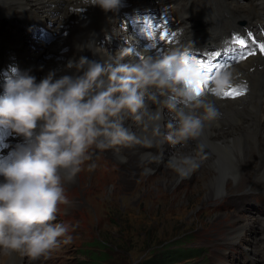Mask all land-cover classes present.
<instances>
[{"label":"clouds","instance_id":"clouds-1","mask_svg":"<svg viewBox=\"0 0 264 264\" xmlns=\"http://www.w3.org/2000/svg\"><path fill=\"white\" fill-rule=\"evenodd\" d=\"M84 2L105 13L122 7V0ZM193 50L189 41L153 56L130 45L105 60H69L72 75L57 78L51 70L39 82L29 71L9 68L0 129L24 142L0 159V253L38 261L71 242L69 227L53 222L59 206L69 203L65 183L74 182L92 150L186 147L199 140L206 124L220 116L208 95L222 98L236 85L230 67L209 73ZM203 151L198 144L194 155L182 157L184 166L172 165L181 178L199 167Z\"/></svg>","mask_w":264,"mask_h":264},{"label":"rangeland","instance_id":"rangeland-1","mask_svg":"<svg viewBox=\"0 0 264 264\" xmlns=\"http://www.w3.org/2000/svg\"><path fill=\"white\" fill-rule=\"evenodd\" d=\"M59 14V11L51 13L52 16ZM48 22L44 25L45 28ZM53 25L57 26V22ZM21 27L32 34L36 33L26 23H20L10 16L0 19V29L4 30L7 35L15 33ZM48 29L53 32V38L43 44L44 50L36 57V61L40 65H46L50 57L47 50L51 45H54L55 40L58 39L63 43L69 37L68 30V32H62V29H66V27H59L62 33H55L50 26ZM38 37L40 39V34ZM113 42L120 50L126 48L124 45L128 43L122 39ZM68 50L69 47L66 46L63 51ZM164 116H166L164 119L166 123L169 118L167 111ZM130 128L138 135L140 134V129L135 124ZM116 150H119L130 163L119 162L116 159V154L112 152L95 149L92 150V159L85 162L74 182H66L64 185L69 203L61 205L59 208L62 215L69 216L73 211L84 208L87 210L84 220L80 221L74 229L73 248L67 247L72 251L70 262L66 263L65 252L68 253L66 255H69L67 248H61L54 250L49 255L50 257L41 258L38 261H30L25 257L22 259V264H74V262L82 264L78 258L81 256L75 254L79 238H83L86 245L88 242L90 243V250L96 249L95 242H98L107 255L105 258L107 264H139L143 259L147 262H157L161 257L149 256L151 247L147 248V246L160 242L157 245L160 252L172 250L180 245H188L190 248L203 247L207 256L205 264H220L218 256L213 252L216 248H222L218 244L219 240L228 239L233 246H238L247 243L248 236H255V231L259 235L263 232L262 228L256 230V221L250 217L254 213L246 203L247 199L256 198V201L259 199L252 193L255 189H259L249 187L253 180L247 179L242 185L233 187L234 189L230 188L227 194L211 201L204 197L205 175H202L203 170L200 167L180 180V184L173 191L163 186L165 178H171L173 173H176L172 167V164L179 162L176 158H179L180 154L186 155L187 153L184 148H181V145L172 146L166 143L160 156L153 158L150 163V169H154L152 172H149L148 168L130 167L137 166L139 163L137 157L130 155L132 152L129 151L134 150L133 147L117 148ZM137 150L139 151V149ZM150 150L154 149H142L143 152ZM263 150L264 146L262 145L257 154ZM252 158L255 160L257 156L252 154ZM91 164H95V168L89 170ZM99 167H102V172L107 174L109 181L115 180V183L110 184L101 192L94 188L95 182L93 181ZM248 189L251 193H243L246 198L237 196L226 199L228 195H237ZM203 199L205 202H202ZM215 204L216 209H214ZM247 209L250 210V215ZM256 216L260 218V215ZM78 218H80L78 214L71 217L68 227L70 228ZM53 223L60 222L56 219ZM239 229H243L242 238L237 242H232L234 233L237 234ZM63 239L62 237L61 241ZM64 245L61 242V246ZM260 248L264 247L260 246ZM219 252L228 253V251ZM261 256L256 255L253 258L259 259ZM234 258V264H252L246 261L244 253L241 257L234 255ZM7 260L8 256L0 253V264H11ZM227 261H230L229 254ZM12 264H19V261H13ZM254 264H262V261H256Z\"/></svg>","mask_w":264,"mask_h":264},{"label":"bare ground","instance_id":"bare-ground-1","mask_svg":"<svg viewBox=\"0 0 264 264\" xmlns=\"http://www.w3.org/2000/svg\"><path fill=\"white\" fill-rule=\"evenodd\" d=\"M0 7L20 23L24 24L28 18L33 17L39 20L43 25L37 21L38 24L43 27L49 21L46 28L48 29L50 23V27L55 33L62 30L63 33L69 31V37L65 42L62 43L57 39L54 41V45L49 47L47 52L50 57L46 65H40L36 61V57L44 50L42 42L38 39V34H32V32L29 34L26 46L31 48L33 58L31 66L37 67L35 69L37 82L45 78L51 70H56L57 78L62 75H72L74 70L69 71L66 69L69 60H78L80 56H87L90 60H105L109 56H117L121 51L113 41L98 45L90 39L83 47V53L79 55L82 40L89 30L97 28L100 22H103V24L113 22L112 12L105 13L99 7L88 6L84 0H0ZM53 11H59L60 14L52 16ZM56 22L57 26H54L53 24ZM60 26L66 27V29L59 30ZM118 39L125 41L124 36L120 33L117 34L115 40ZM130 45L138 48L137 44L130 43H126L124 47ZM66 46L69 47V50L64 52ZM15 56L17 55L15 54ZM127 60L128 58H125L124 62H127ZM236 72L237 70H233V74ZM2 85H4L3 80ZM208 99L219 110V118L210 124H206L199 140L190 141L186 147L181 146V148L187 151L186 155H194L197 145L203 146L202 155L205 158L200 159L198 156L197 160L199 167L203 170L202 175H205L203 186L206 191L204 197L212 201L227 194L230 188L233 189V187L242 185L247 179L253 181L264 180V150L257 154L263 144L259 137L264 134V99L252 94L232 101L220 100L212 96H208ZM164 119H166V116H164ZM126 124L131 127L133 122L128 120ZM165 144L162 147L153 146L154 150L148 152H143L142 149L148 150L149 148L139 145L134 146V150L129 152H132L130 155H134L139 159V163H137V166L130 167L136 169L148 168V171L152 172L154 169H150V163L153 158L160 156ZM105 151L116 154V159L119 162L130 163L119 150L108 149ZM136 151L138 152L136 153ZM252 154L257 156V159L253 160ZM183 156L185 155L180 154V157L176 158L179 162L175 165L184 166L182 164ZM182 179L177 172L173 173L171 178H165L163 186L173 191ZM232 183L234 185H231ZM202 202H205V199ZM234 234L232 242H237L243 236V229ZM257 249L264 256V248L259 247ZM7 256V262L11 264L13 261H19V264H22V259H24L18 254Z\"/></svg>","mask_w":264,"mask_h":264},{"label":"trees","instance_id":"trees-1","mask_svg":"<svg viewBox=\"0 0 264 264\" xmlns=\"http://www.w3.org/2000/svg\"><path fill=\"white\" fill-rule=\"evenodd\" d=\"M89 244L90 243L88 242L86 245V242H84L83 245L78 246L80 249L78 254L82 256L80 262L82 264H107V259H105L107 255L103 252L102 246L98 245V242H95V244H97L96 249L94 248L93 250H90ZM159 244L155 243L153 245L151 244L147 246V248L151 247L149 256L154 255L156 258L161 257L159 260H157L158 263L147 262L143 259L139 264H190L191 261L195 260V258L199 255L198 249L190 248L188 245H180L172 250L160 252L157 246Z\"/></svg>","mask_w":264,"mask_h":264},{"label":"snow or ice","instance_id":"snow-or-ice-1","mask_svg":"<svg viewBox=\"0 0 264 264\" xmlns=\"http://www.w3.org/2000/svg\"><path fill=\"white\" fill-rule=\"evenodd\" d=\"M166 35V34H165ZM164 35L161 36V39H164ZM238 44H240L241 46H244V43L245 41L243 39H240V40H237L236 41ZM259 50L261 53H264V44L260 45L259 46ZM255 53L254 52H247V53H244L240 56V59H245L247 58L248 55H254ZM216 55H219V53H217ZM201 63V66L207 70L208 72L211 71V66L209 64H206V63ZM246 92V86H239V87H231L229 89H227L223 95H222V98H231V99H235L239 96H242L244 95Z\"/></svg>","mask_w":264,"mask_h":264}]
</instances>
